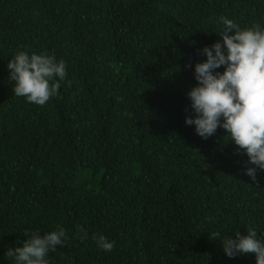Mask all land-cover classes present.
<instances>
[{"label":"trees","instance_id":"16d2710c","mask_svg":"<svg viewBox=\"0 0 264 264\" xmlns=\"http://www.w3.org/2000/svg\"><path fill=\"white\" fill-rule=\"evenodd\" d=\"M221 17L264 30V0H0V264L57 225L48 264H256L212 239L253 227L264 242V170L253 182L223 128L202 139L185 123ZM20 51L66 63L43 106L14 96Z\"/></svg>","mask_w":264,"mask_h":264},{"label":"clouds","instance_id":"9594fccd","mask_svg":"<svg viewBox=\"0 0 264 264\" xmlns=\"http://www.w3.org/2000/svg\"><path fill=\"white\" fill-rule=\"evenodd\" d=\"M222 38L211 47H205L202 53L206 62L195 65V79L198 86L187 95L195 118H186L188 126L202 139L213 136L218 128H223L230 137V143L237 146L239 152L248 157L246 174L255 182L256 169L264 170V30L259 24L241 29L233 20L221 17ZM224 67L223 73L214 70ZM14 82V96L25 97L27 102L39 106L45 105L56 96L60 82L64 81L66 63L56 61L54 55H29L18 52L7 64ZM54 77L58 78L54 81ZM83 242L87 232L78 226ZM28 237L22 246L9 248L5 255L14 258L15 264H48L45 259L49 251H57V246L65 245L66 232L60 225L56 230L41 235L27 230ZM212 240H218L225 255L233 258L237 255L255 254L256 264H264V242L257 239L255 228L249 227L247 235L235 234V239L214 233ZM98 248L105 252L114 249L103 235L94 236Z\"/></svg>","mask_w":264,"mask_h":264}]
</instances>
